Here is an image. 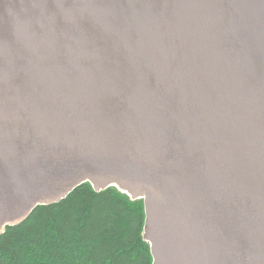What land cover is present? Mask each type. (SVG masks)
<instances>
[{
    "label": "water",
    "instance_id": "obj_1",
    "mask_svg": "<svg viewBox=\"0 0 264 264\" xmlns=\"http://www.w3.org/2000/svg\"><path fill=\"white\" fill-rule=\"evenodd\" d=\"M85 183L152 264H264V0H0V233Z\"/></svg>",
    "mask_w": 264,
    "mask_h": 264
},
{
    "label": "trees",
    "instance_id": "obj_2",
    "mask_svg": "<svg viewBox=\"0 0 264 264\" xmlns=\"http://www.w3.org/2000/svg\"><path fill=\"white\" fill-rule=\"evenodd\" d=\"M143 226L142 200L85 183L0 233V264H152Z\"/></svg>",
    "mask_w": 264,
    "mask_h": 264
}]
</instances>
